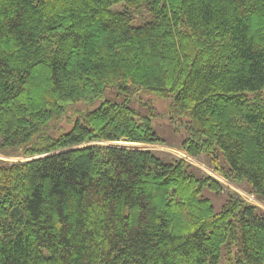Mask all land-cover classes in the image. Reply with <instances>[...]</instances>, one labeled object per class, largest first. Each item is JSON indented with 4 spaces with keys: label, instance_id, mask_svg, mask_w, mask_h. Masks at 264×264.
Returning a JSON list of instances; mask_svg holds the SVG:
<instances>
[{
    "label": "trees",
    "instance_id": "obj_1",
    "mask_svg": "<svg viewBox=\"0 0 264 264\" xmlns=\"http://www.w3.org/2000/svg\"><path fill=\"white\" fill-rule=\"evenodd\" d=\"M143 94L264 204V0H0V264H264V210L135 148L168 145Z\"/></svg>",
    "mask_w": 264,
    "mask_h": 264
},
{
    "label": "rangeland",
    "instance_id": "obj_2",
    "mask_svg": "<svg viewBox=\"0 0 264 264\" xmlns=\"http://www.w3.org/2000/svg\"><path fill=\"white\" fill-rule=\"evenodd\" d=\"M119 9V8H117ZM136 19H138V21L143 20V16H137ZM104 100H110V101H114V102H120L122 99H118L115 98L114 95L108 93L106 94L102 99H100L99 101H97L93 106H89V109H94L97 108L100 103ZM172 98H166V99H162V98H158L155 95H148V94H143L142 96H140L139 100H134L132 103H130V106L139 111L140 113H147L149 110V107H152V112L154 113V118H153V126L156 130V133L158 134V136L164 140L168 145L167 146H145V145H140L137 146L135 148H140V149H153V150H157V151H165V152H169L173 155H175L176 157L185 159L187 161H189L190 163L194 164L192 162V159L181 155V151H179L178 149V145H180V143L187 138V131L185 128V119H178L177 121H171L169 119V113H170V105L172 103ZM78 108H86L84 105H79L76 108L72 109L71 111H69L68 115L70 117H72L73 115V111L78 110ZM66 125V124H65ZM174 146V147H173ZM134 147V146H131ZM0 160L5 161V162H13V161H18V160H22V159H17L11 156H1L0 155ZM199 164H194L195 166L199 167L200 169H202L203 171H205L206 173H208L209 175H211L212 177H215L218 181H220L221 183H223L227 188L229 189H233V191L237 192L239 195H241L248 203L254 204L257 207L261 208L262 210H264V207L262 205H264L263 203L257 201L253 196L247 194L246 192H244L242 189L238 188L237 186L225 181L221 176L220 179L218 178V175L215 173H213L210 168L206 167L204 164H202L201 162L197 161ZM201 164V165H200ZM203 165V166H202ZM228 184L232 185L233 187L229 186ZM234 188L238 189L235 190ZM203 196L205 198H207L212 206L214 207L215 212H219L225 202V195H215L212 192H209L207 190L204 191ZM262 204V205H261ZM220 264H230V262L226 259V257L223 255L221 257V261Z\"/></svg>",
    "mask_w": 264,
    "mask_h": 264
},
{
    "label": "bare ground",
    "instance_id": "obj_3",
    "mask_svg": "<svg viewBox=\"0 0 264 264\" xmlns=\"http://www.w3.org/2000/svg\"><path fill=\"white\" fill-rule=\"evenodd\" d=\"M192 162H193L194 164H195V163H196V164H199L197 161H194V160H192ZM200 165H201V164H200Z\"/></svg>",
    "mask_w": 264,
    "mask_h": 264
},
{
    "label": "water",
    "instance_id": "obj_4",
    "mask_svg": "<svg viewBox=\"0 0 264 264\" xmlns=\"http://www.w3.org/2000/svg\"><path fill=\"white\" fill-rule=\"evenodd\" d=\"M233 190V189H232Z\"/></svg>",
    "mask_w": 264,
    "mask_h": 264
}]
</instances>
